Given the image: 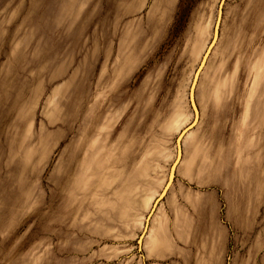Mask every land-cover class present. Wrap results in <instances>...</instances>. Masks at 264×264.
Returning <instances> with one entry per match:
<instances>
[{
  "label": "rangeland",
  "instance_id": "obj_1",
  "mask_svg": "<svg viewBox=\"0 0 264 264\" xmlns=\"http://www.w3.org/2000/svg\"><path fill=\"white\" fill-rule=\"evenodd\" d=\"M0 264H264V0H0Z\"/></svg>",
  "mask_w": 264,
  "mask_h": 264
},
{
  "label": "crops",
  "instance_id": "obj_2",
  "mask_svg": "<svg viewBox=\"0 0 264 264\" xmlns=\"http://www.w3.org/2000/svg\"><path fill=\"white\" fill-rule=\"evenodd\" d=\"M188 93H189V91H188ZM198 113H199V111H198ZM192 120H193V117L191 119V122H192ZM188 126H186V127H188ZM186 127H185V129H186ZM175 154H176V150H175ZM181 159H182V153H181ZM181 159H180L179 163L181 162ZM174 160H175V158H174ZM173 163H174V161H173ZM173 163H172V165H173ZM172 165L170 166V169H171ZM177 166H176V169H177ZM170 169H169V172L167 175V180L165 182V185H164L162 191L160 192V194L158 196L159 200H158L157 204L167 195L169 189L173 185L175 173H174V177H173V180L171 183L172 185H170V187L167 189L166 193L163 195V193L165 192V189L167 188V186L169 184ZM176 169H175V172H176ZM173 196L172 197L170 196L169 200L172 201L173 200L172 198L175 199V196L174 197ZM176 197H177V195H176ZM177 199H178V197H177ZM157 204H156V206H157ZM153 207H154V204L151 208V211H152ZM165 208H166V213L160 221V226L157 225L155 227L154 238L162 246L161 252H159V254H157V255H168L166 253V251H167L166 246H168V244L172 245V244L176 243V237L182 235V233H181L182 228L190 227V222H191L192 218H194L192 211H191V208H192L191 205H188L186 203H179L178 202V204H177V203L167 202ZM151 216H152V214H151ZM141 245H142V242H141Z\"/></svg>",
  "mask_w": 264,
  "mask_h": 264
},
{
  "label": "bare ground",
  "instance_id": "obj_3",
  "mask_svg": "<svg viewBox=\"0 0 264 264\" xmlns=\"http://www.w3.org/2000/svg\"><path fill=\"white\" fill-rule=\"evenodd\" d=\"M204 57V56H203ZM203 57H202V59H203ZM206 60H207V57L205 58V60H204V63L203 64H205V62H206ZM196 73V72H195ZM195 76V75H194ZM194 76H193V79H192V82H193V80H194ZM198 76H199V74L197 75V77H196V81L198 80ZM192 82H191V85H192ZM191 85H190V87H191ZM194 94V91L192 90V92L191 93H189V102L191 101V103H192V106H193V121L196 119V121H195V124L198 122V120H199V114H198V110H197V107H196V104H195V106H194V104H193V102H192V99H190V96H191V94ZM194 103H195V101H194ZM181 153H182V149H181V143H180V141L178 142V144H177V147H176V159H175V161H174V166H173V168H172V170L170 169V177H171V179H170V177H169V184H168V186H167V188L165 189V192L163 193V195L166 193V191H167V189L170 187V185H172L171 183H172V180H173V175H174V173H175V169H176V166L178 165V163H179V161H180V159H181Z\"/></svg>",
  "mask_w": 264,
  "mask_h": 264
},
{
  "label": "water",
  "instance_id": "obj_4",
  "mask_svg": "<svg viewBox=\"0 0 264 264\" xmlns=\"http://www.w3.org/2000/svg\"><path fill=\"white\" fill-rule=\"evenodd\" d=\"M191 99H192V102H193V104H194V106H195V103H194V100H195V93L193 94H191Z\"/></svg>",
  "mask_w": 264,
  "mask_h": 264
}]
</instances>
